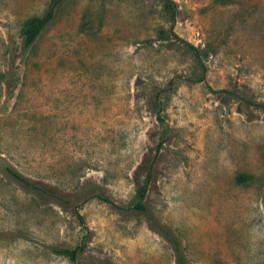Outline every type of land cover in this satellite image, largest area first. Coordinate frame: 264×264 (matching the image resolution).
I'll list each match as a JSON object with an SVG mask.
<instances>
[{"label": "rangeland", "instance_id": "obj_1", "mask_svg": "<svg viewBox=\"0 0 264 264\" xmlns=\"http://www.w3.org/2000/svg\"><path fill=\"white\" fill-rule=\"evenodd\" d=\"M55 1L0 0V264H70L52 249L82 235L4 165L77 207L74 264H176L128 207L152 157L145 204L185 264H264V0H171V25L153 0H60L23 50Z\"/></svg>", "mask_w": 264, "mask_h": 264}, {"label": "trees", "instance_id": "obj_2", "mask_svg": "<svg viewBox=\"0 0 264 264\" xmlns=\"http://www.w3.org/2000/svg\"><path fill=\"white\" fill-rule=\"evenodd\" d=\"M60 0H56L49 9L41 16H35L30 17L23 21V23L20 26L19 29V36L21 38L22 48L23 50H27L35 41L37 36L40 34V32L52 21L53 19V13L56 5L59 3ZM160 8V13L163 14L169 21L170 25L174 22L177 8L176 4L171 0H153ZM171 33V31H168ZM164 31H161V34H163ZM185 47L191 49L194 53V57L197 59L198 56L196 55L195 50L192 46L188 45L186 42L181 41L180 42ZM154 163V157L151 158V160L148 162L145 174L142 179L141 184L136 188L134 198L132 203L128 206L133 211L145 215V217L150 222L151 226L156 230L157 233H159L170 245L176 264H185L184 258L182 256V252L180 249V243L174 236V234L167 228L162 227L160 224H158L155 219L151 216L146 204H145V194L146 189L149 183V180L151 178V168ZM3 171L6 175H8L11 179H13L16 183L21 185L23 188H26L32 192L38 193L40 195H43L45 197H48L52 200L57 201L59 204L67 207H72L74 213L77 215L79 223H80V231L82 232V235L80 236V239L78 241V244L72 248V249H52L53 252H55L58 255H61L65 257L70 264H74L76 260V256L78 252L81 251L83 247V239L87 235V228L84 226L82 219L77 214V207L73 205L72 201L66 197H62L58 195L55 192H52L50 189L45 187L44 185L31 181L19 173H17L15 170H13L9 165H4ZM248 179V176L246 175H237L236 180L237 182H244ZM95 193H93V197H96L98 199H103L102 196L97 193L94 190ZM83 198V197H82Z\"/></svg>", "mask_w": 264, "mask_h": 264}]
</instances>
